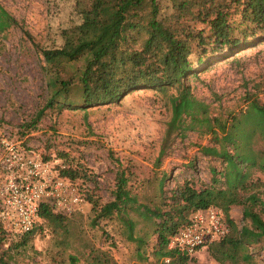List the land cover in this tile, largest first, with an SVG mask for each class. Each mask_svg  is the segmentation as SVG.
I'll use <instances>...</instances> for the list:
<instances>
[{
    "label": "rangeland",
    "instance_id": "rangeland-1",
    "mask_svg": "<svg viewBox=\"0 0 264 264\" xmlns=\"http://www.w3.org/2000/svg\"><path fill=\"white\" fill-rule=\"evenodd\" d=\"M167 4L161 1L163 9ZM0 7L15 21L0 30V137H13L53 163L80 166L86 177L75 183L82 197L88 193L100 204L117 199L126 211L122 216L133 221V235L143 238L138 247L114 216L93 221L91 203L84 197L62 223L36 226L23 245L16 247L20 235L0 232V259L6 264H94L90 256L106 255L109 264L158 263L154 224L168 234L190 213L184 204L162 203V197L167 199L183 178L193 179L196 186L208 185L213 170H223L221 161L200 150L212 145L209 134L196 126L175 128L164 139L171 89H135L115 103L85 111L46 107L39 114L48 97L40 49L58 45L60 29L78 21L74 0H0ZM189 84L192 96L209 105L210 115L237 113L245 107L247 94L262 98L264 41L232 49ZM251 145L255 151L261 140L253 139ZM125 166L131 174L117 190L115 172ZM215 177L219 185L222 177L218 172ZM245 180L240 192L264 201V171L251 166ZM228 214L237 226L243 224L240 205H231ZM248 251L246 264H264V244ZM191 257L185 264H219L206 247Z\"/></svg>",
    "mask_w": 264,
    "mask_h": 264
},
{
    "label": "trees",
    "instance_id": "trees-1",
    "mask_svg": "<svg viewBox=\"0 0 264 264\" xmlns=\"http://www.w3.org/2000/svg\"><path fill=\"white\" fill-rule=\"evenodd\" d=\"M161 1L74 0L78 21L60 29L58 45L40 49L48 97L39 114L46 107L85 111L115 103L135 89H171L164 139L175 128L201 127L212 145L200 150L221 161L223 170H213L208 185L196 186L193 179L183 178L168 191L167 199L161 196V202L184 204L190 212L218 209L228 230L206 246L208 254L219 264H246L251 256L249 248L264 244V201L254 193L240 192L246 187L247 168L257 165L264 171V89L261 99L256 93L247 94L243 109L223 117L210 115L209 105L192 96L189 80L232 49L264 41V0H168L166 9ZM13 23L0 7V30ZM256 138L261 146L254 151L251 143ZM162 153L161 147L157 159ZM54 166L66 180L86 177L80 166L64 162ZM217 172L222 177L219 185ZM129 174L128 166L116 170L117 190L126 185ZM84 197L91 203L93 221L114 216L122 221L128 239L138 247L143 243L142 236L133 235V221L122 216L126 211L117 199L100 204L88 193ZM231 205L241 206L244 222L240 226L228 214ZM69 214L40 202L30 231L15 233L21 236L16 247L25 244L40 223H62ZM158 225L153 226L156 264H185L191 256L166 248L167 237L176 228L166 234ZM4 231L11 232L0 223V232ZM137 256L144 259L141 251ZM90 258L94 264H109L106 255Z\"/></svg>",
    "mask_w": 264,
    "mask_h": 264
},
{
    "label": "built area",
    "instance_id": "built-area-1",
    "mask_svg": "<svg viewBox=\"0 0 264 264\" xmlns=\"http://www.w3.org/2000/svg\"><path fill=\"white\" fill-rule=\"evenodd\" d=\"M81 194L75 182L58 175L52 161L8 135L0 137V223L6 230L30 231L40 202H48L58 213L69 214L80 206ZM227 230L218 209L196 210L168 235L166 248L192 256Z\"/></svg>",
    "mask_w": 264,
    "mask_h": 264
}]
</instances>
